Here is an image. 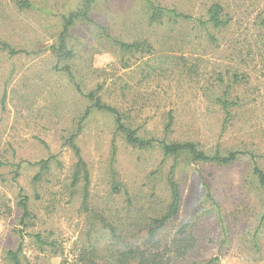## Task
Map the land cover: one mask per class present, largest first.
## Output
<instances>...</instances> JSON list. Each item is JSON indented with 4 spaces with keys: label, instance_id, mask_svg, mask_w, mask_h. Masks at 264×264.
I'll return each instance as SVG.
<instances>
[{
    "label": "rangeland",
    "instance_id": "rangeland-1",
    "mask_svg": "<svg viewBox=\"0 0 264 264\" xmlns=\"http://www.w3.org/2000/svg\"><path fill=\"white\" fill-rule=\"evenodd\" d=\"M19 1L0 0V43L18 50L11 55L0 44V264L20 241L23 262L78 264L87 237L111 243L98 216L110 220L115 207L127 206L124 190L132 205L122 218L130 219L116 232L138 233V224L168 202L172 166L180 205L162 235L169 241L188 223L185 232L195 241L184 261L264 264V189L253 171L255 165L264 171V0H28L29 8ZM146 1L192 18L164 12L150 19ZM214 2L227 22L200 25ZM62 39L68 55L56 51ZM119 41L145 43L122 51ZM64 67L83 93L101 85V100L140 139L151 140L128 143L113 114L90 108L74 140L90 177L87 210L82 184L69 187L76 157L64 139L92 101ZM225 90L234 103L226 120L217 101ZM162 141L237 156L227 165L193 160L187 151L165 156ZM50 155L57 162L35 181L38 166L31 163ZM111 169L121 192L112 191ZM20 190L32 211L27 226L19 224ZM35 232L53 248L41 250L30 236Z\"/></svg>",
    "mask_w": 264,
    "mask_h": 264
},
{
    "label": "trees",
    "instance_id": "trees-1",
    "mask_svg": "<svg viewBox=\"0 0 264 264\" xmlns=\"http://www.w3.org/2000/svg\"><path fill=\"white\" fill-rule=\"evenodd\" d=\"M146 2L150 3L152 6V12L149 15L150 19H155L158 14H163L164 12L169 13L175 17L183 18L185 20L192 18L191 15L178 12L174 9H164V7L153 5L150 1ZM18 6L20 8H29L31 4L28 0H20L18 2ZM83 14L85 16L86 10L85 12L81 13V15ZM77 15L78 13L70 14L68 19L65 20V26L67 24H71L73 19ZM206 16L207 18L205 21L201 20L200 18L198 19L200 25H204L207 21L211 23L212 26L219 27L223 26L227 22V20L222 15V8L218 2L212 3L207 8ZM87 20L90 21V19ZM262 24L264 25V21H262ZM64 29L66 31L67 27H65ZM144 43V41H137L134 43H125L119 41V48L122 51L140 50L143 47ZM0 44L1 48L4 50H8L11 55L18 52V50L11 48L6 42H1ZM52 48L55 47L52 46ZM56 51H58L59 54H70V51L67 50L64 46L63 39L60 40ZM64 70L66 71L70 80L74 81L73 74L69 67H64ZM74 85L78 92L92 101V105L86 108L84 115L82 116V118H80L77 129L74 131V133H71L64 139L65 145H68L73 149L76 157V161L73 164L69 187L73 189L76 185L82 184L81 205H83L85 207V210H87L89 204L90 177L88 169L86 167V163L82 158L80 150L76 146L74 140L77 132H79L81 129L80 122L89 114L90 108L94 107L97 110L113 114L115 116L116 131L124 132L126 141L128 143L136 146H143L147 144L150 145L151 140L140 139V137L136 135V131L134 129H130L124 125V123L122 122L121 113L118 111V109L101 100L100 96L97 94L101 88V85H98L94 90H90L87 93H83L81 91V88L76 81H74ZM217 101L221 105V109L225 114L226 120L230 113V106L234 104L233 101L227 99V90L222 93V97L217 98ZM171 125L172 116L169 115L168 123L165 126L166 130L169 129ZM161 147L165 156L176 155L183 151H187L190 153L193 160H210L224 165L232 163L237 156V152L235 151H230L225 156H222L218 153H214L212 156H209L203 150L198 149L194 143L189 141H162ZM53 162H57V159L54 155H50L46 158L31 163L38 166V170L34 175V180H40L43 176V173L47 172L51 168ZM18 166L19 165L16 166L14 174H17ZM253 171L257 176L259 185L264 189V171L256 165L253 167ZM173 172L174 167L172 166L167 173V181L169 183L170 192L168 202L165 204L160 214L152 217H147L145 219V222L138 224L139 226H141V230L138 233H130V229H125L123 227H121V231L119 230L116 232L118 225H120L121 223H125L130 219L122 218L123 216H127L124 214L126 212L125 210H129V206L132 205V200L129 197L128 191L124 190L123 195L125 197V203L127 206L121 205L120 207H115V212L112 214L113 217L110 220L101 215L98 216V218L102 221L100 228L101 230H104V232H107L106 230H108V234L110 237L108 241H111V243H108L107 245H99V239H92L91 237H87L86 245H82V247H80L78 250L76 259L78 264H211V259L207 261H184V256L194 246L195 241L189 233L185 232L188 223L181 224L176 230L175 234L171 236V239L169 241H166L167 236L164 237L162 235V233L164 232V226L177 214L180 205V192L178 190L177 182L172 177ZM152 174H154V171L152 172ZM110 176L112 180V191L114 193L121 192L120 186L116 181L115 173L112 169L110 170ZM18 198L19 199L17 201V206L21 211L19 224L27 226V218H30L32 216V211L30 210L27 200L28 198L27 195L22 194L21 190L19 192ZM128 227H130V224L126 226V228ZM21 228L18 230L19 232L22 231ZM92 228H94V223H92L88 232L91 231ZM19 236L20 238H22V235ZM30 236L32 238V241L35 242V244L38 245L41 250H46L47 247L50 249L53 248L54 243L52 241L46 240L39 232L31 233ZM21 255L20 241L16 248H8L3 252V264H34L28 261L23 262V257ZM176 261L180 262L177 263Z\"/></svg>",
    "mask_w": 264,
    "mask_h": 264
}]
</instances>
